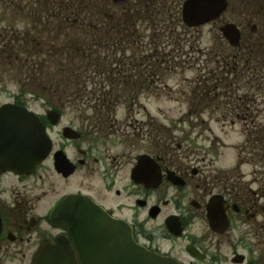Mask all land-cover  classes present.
Wrapping results in <instances>:
<instances>
[{"label":"flooded vegetation","instance_id":"flooded-vegetation-1","mask_svg":"<svg viewBox=\"0 0 264 264\" xmlns=\"http://www.w3.org/2000/svg\"><path fill=\"white\" fill-rule=\"evenodd\" d=\"M186 2L1 4L4 13L11 8L4 14L11 21L0 33V110L31 112L44 129L47 146L37 151L35 141H29L21 157L9 160L23 166L8 169L0 164V264H137L131 254L122 253L124 247L84 245L83 221L93 218L92 211L128 224L134 241L152 255L181 264H222L226 258L221 247L227 243L232 248L229 264H240V257L241 264H255L252 240L264 248L259 179L245 181L238 166L213 168L207 150L189 148L190 142L181 139L176 143L159 103L152 107L139 99L148 96L143 92L149 58L155 55L152 61H158L178 44L200 45L199 30L208 25L213 37L207 40V62L219 61L226 78L258 101V93L264 92L259 88L264 77V0H225V8L214 17H207V8H198L199 15L189 23L183 20ZM107 36L113 44L124 45L130 65L140 69L144 85L136 91L143 95L135 101H62L42 94L43 100H35V89L25 82L15 81L12 88L2 84L3 75L11 80L8 67L24 78H35L36 68L44 76L54 62L47 55L52 49L63 54L76 52L80 45L97 50ZM10 46L12 57L6 55ZM192 120L182 118L188 124ZM195 120L207 125L204 119ZM27 128L23 130L30 135ZM13 154L0 143V157ZM41 154L42 160H35ZM209 213L218 219L213 229Z\"/></svg>","mask_w":264,"mask_h":264},{"label":"trees","instance_id":"trees-1","mask_svg":"<svg viewBox=\"0 0 264 264\" xmlns=\"http://www.w3.org/2000/svg\"><path fill=\"white\" fill-rule=\"evenodd\" d=\"M43 0H35L36 6ZM0 3L4 6L3 0ZM58 4V3H57ZM43 7V6H41ZM12 42V40L10 39ZM97 50L88 46H78L76 52H65L52 49L47 55L54 60L50 70L45 69L44 76L36 68L33 79L17 74L13 67H8L10 78L19 85L35 89L36 95L51 96L53 99L77 102H121L135 101L143 95L136 91L143 87L139 67L130 65L124 45L113 44L107 36L104 43L97 44ZM96 45V46H97ZM94 46V47H96ZM219 50L216 49V51ZM175 53L174 56L172 54ZM164 51L158 61L149 58L147 63L146 95L174 94L166 87V79L176 73L190 69L198 71L199 75L189 83V93L186 97L189 110L188 117H198L204 112L219 113L218 122L241 123L245 142L238 147L239 163H247L256 177L257 167L264 168V125L259 119L261 111L256 106L254 94L249 96L237 86L235 80L229 81L215 59L207 62V50L199 45H176L174 52ZM14 48L9 47L7 56H13ZM201 58H203L201 60ZM218 60V59H217ZM12 63V62H11ZM10 63V64H11ZM259 88L264 87V77L259 79ZM156 89V90H154ZM183 95V94H182ZM263 99L264 92L258 93ZM260 175L262 173H259ZM260 191H264V181H260Z\"/></svg>","mask_w":264,"mask_h":264},{"label":"rangeland","instance_id":"rangeland-1","mask_svg":"<svg viewBox=\"0 0 264 264\" xmlns=\"http://www.w3.org/2000/svg\"><path fill=\"white\" fill-rule=\"evenodd\" d=\"M3 1L4 4H9L11 6L12 0ZM14 1L16 3L17 0ZM10 12L11 8H9L4 13L2 5L0 3V33L2 32L3 27H5V25L7 24V21H11V15L4 16V14H10ZM199 31L201 33L200 48H209L207 40L213 37V35H210V33L208 32L209 26H204ZM214 32H216L217 35L219 34L217 30H214ZM214 32L213 34H215ZM202 59L203 58H201V60ZM198 75L199 73L195 69H190L183 73L173 74L166 79V83L168 86L178 90L177 93L172 94L171 97H164V95L160 98H157L155 96H144L139 100L151 104L150 106L152 107H155L152 105L153 103L160 104L164 112V115L162 116V120H164L165 123L164 125H170L173 131L172 134L178 137V141H176V143H180L179 139H181V141H185L182 142L184 144H186V142H190L192 146L189 148H193L196 150H207V159L211 160L213 168H216L217 170L231 169L236 163L237 148L244 144V136L242 134V129L240 125L236 124L234 127L230 125H223L215 120V118L219 116V113L212 112L213 114H211L210 111L204 112L201 115V119L207 121L206 126H200L198 124L199 120L195 119L189 122V124L187 122L182 121V118H184V114L187 112V104L185 103V98L187 93L189 92L188 86L190 80L195 79L196 77H198ZM2 84L7 88L17 86L15 81L7 79V76L5 75H3ZM182 89L185 91L184 94L180 92ZM37 98L38 97L36 96L35 100H39ZM3 100H6L5 95H3ZM259 111H261L259 118L264 121V100H261L260 102ZM179 122L180 124H177ZM170 123L175 124L171 125ZM262 124L264 125V122ZM214 139L221 143H214ZM221 144H223V146H221ZM240 168L241 172L246 175L244 177V180L250 181V179L252 178V167L245 164L242 165ZM256 171V178L263 182L264 168L261 169L260 167H257ZM259 173L262 174L260 175ZM256 187L257 186L255 185L254 188ZM259 221H261V218L259 219ZM247 227V225H244L242 229H247ZM231 239L234 240V236H232ZM252 244L254 245V249L253 252L250 251L252 253L250 255L253 256V258L255 259L254 263L264 264V248L261 245L258 248L254 239L252 240ZM242 252L246 254L247 250H243ZM221 253L226 258L225 260H223L222 264H229L228 259L232 254V248L227 243H225L221 247Z\"/></svg>","mask_w":264,"mask_h":264},{"label":"water","instance_id":"water-1","mask_svg":"<svg viewBox=\"0 0 264 264\" xmlns=\"http://www.w3.org/2000/svg\"><path fill=\"white\" fill-rule=\"evenodd\" d=\"M225 7L224 0H187L183 8V20L189 23V19L197 17L196 10L198 8H207V17H213ZM203 13V12H201ZM205 22V21H201ZM195 24H199L195 23ZM25 126L30 127V135L19 134V129ZM0 143L6 148L14 151L11 157H0V164L8 169H18L23 166L15 160L9 161L11 158L21 157L24 151L28 149V142L34 140L37 151H45L47 146L44 130L39 121L33 117V114L27 113L22 109L2 108L0 110ZM30 136V137H29ZM17 150L19 152L17 153ZM43 154L35 157V160H42ZM7 160V161H5ZM9 161V162H8ZM29 162L24 165L29 166ZM92 219L83 221V233L85 246L107 245L124 247L126 250L122 253L131 254L132 262L141 264H180L171 258L155 256L147 253L134 242L132 231L128 225L121 221L113 220L100 212L92 211ZM211 229L218 223V219L213 213L207 216ZM141 255V258H140ZM242 258L240 257V261Z\"/></svg>","mask_w":264,"mask_h":264}]
</instances>
